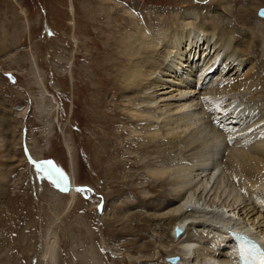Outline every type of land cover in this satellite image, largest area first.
I'll return each mask as SVG.
<instances>
[{
    "label": "rangeland",
    "instance_id": "rangeland-1",
    "mask_svg": "<svg viewBox=\"0 0 264 264\" xmlns=\"http://www.w3.org/2000/svg\"><path fill=\"white\" fill-rule=\"evenodd\" d=\"M225 1L0 0V154L5 149L13 159L0 162V264H147L142 260L151 256L162 261L152 248H135L152 228L147 224L146 232H138V206L165 202L166 195L156 199L162 189L144 165L174 154L169 148L161 152L157 139L146 135V120L124 113L122 47L126 36L136 38L144 28L157 33V47L164 50L168 39L160 29L181 28L182 10L192 7L199 24H213L215 33L208 35L215 38L222 18L229 35L234 26L244 31L238 18L245 17L264 33V22L256 23L264 0ZM223 49L216 70L230 65ZM206 52L200 67L211 63L213 52ZM200 67H194L192 82ZM199 89V106L211 112L210 89ZM203 92L208 98L201 100ZM128 96L134 109L144 110ZM199 238L196 246H203Z\"/></svg>",
    "mask_w": 264,
    "mask_h": 264
},
{
    "label": "bare ground",
    "instance_id": "bare-ground-1",
    "mask_svg": "<svg viewBox=\"0 0 264 264\" xmlns=\"http://www.w3.org/2000/svg\"><path fill=\"white\" fill-rule=\"evenodd\" d=\"M180 16L181 28L160 29L168 39L162 45L164 50L157 47V33L149 35L144 28L137 30L136 38L126 36L122 47L121 59L125 63L119 82L124 113L128 119L146 120V135L153 141L157 139L161 152L169 148L174 154L170 159L168 155L158 158V163L144 165L146 176L162 189L156 199L162 195L167 198L164 203L138 206L142 223L137 226L138 232H146L147 224L152 228L146 243L135 248L139 252H150L152 248L155 255L161 253L163 262L151 256L142 260L147 264H172L176 260L174 264H208L215 257L225 260L220 264H231L222 235L229 224L233 229H244L264 245V33L260 35L245 17V21L238 18V27L245 26L244 31L234 26L229 35L223 24L227 19L222 18L223 22L215 26L220 38H215L208 35L215 31L213 24L208 23V28L199 24L194 7L183 9ZM256 17L257 24L264 22L257 13ZM237 31L242 39H235ZM216 45L220 46L218 51L211 48ZM223 48L227 52L225 62L230 65L223 63L216 70L214 64ZM206 51L213 52L211 63L200 67ZM197 66L202 70L192 82ZM210 69H214V79L204 88L202 83ZM199 88L210 89L213 98L207 107L211 112L202 108L204 104L199 106ZM128 95L139 100L137 106L144 110L134 109ZM216 104L219 113L214 112ZM232 104L242 111L240 116L229 111ZM224 112H228L226 121H217L215 115ZM6 130L10 133L12 127ZM6 152L1 151V163L13 161ZM3 176L4 172H0V181ZM176 226L184 229L179 237L172 235ZM125 232L133 235L130 230ZM197 236H202L203 246H196V240H201Z\"/></svg>",
    "mask_w": 264,
    "mask_h": 264
},
{
    "label": "water",
    "instance_id": "water-1",
    "mask_svg": "<svg viewBox=\"0 0 264 264\" xmlns=\"http://www.w3.org/2000/svg\"><path fill=\"white\" fill-rule=\"evenodd\" d=\"M257 16L260 18H264V8H260L257 10ZM183 228L176 226L173 228V233L172 235L174 237H179L183 233ZM176 261H173L172 263H175Z\"/></svg>",
    "mask_w": 264,
    "mask_h": 264
},
{
    "label": "snow or ice",
    "instance_id": "snow-or-ice-1",
    "mask_svg": "<svg viewBox=\"0 0 264 264\" xmlns=\"http://www.w3.org/2000/svg\"><path fill=\"white\" fill-rule=\"evenodd\" d=\"M47 163H48L49 165H51L52 162H51V161H48ZM57 171H58V170H57ZM61 179H63L62 174H61ZM77 191H80V190L78 189ZM260 264H264V258L261 259Z\"/></svg>",
    "mask_w": 264,
    "mask_h": 264
},
{
    "label": "built area",
    "instance_id": "built-area-1",
    "mask_svg": "<svg viewBox=\"0 0 264 264\" xmlns=\"http://www.w3.org/2000/svg\"><path fill=\"white\" fill-rule=\"evenodd\" d=\"M57 108V107H56Z\"/></svg>",
    "mask_w": 264,
    "mask_h": 264
}]
</instances>
